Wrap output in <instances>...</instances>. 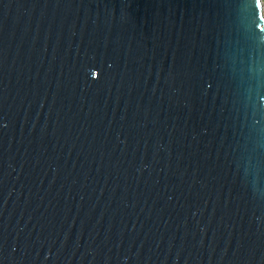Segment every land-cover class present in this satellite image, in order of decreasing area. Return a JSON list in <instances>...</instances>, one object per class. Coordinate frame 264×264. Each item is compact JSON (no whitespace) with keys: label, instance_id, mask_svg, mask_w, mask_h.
Here are the masks:
<instances>
[{"label":"water","instance_id":"water-1","mask_svg":"<svg viewBox=\"0 0 264 264\" xmlns=\"http://www.w3.org/2000/svg\"><path fill=\"white\" fill-rule=\"evenodd\" d=\"M261 0H0V264H264Z\"/></svg>","mask_w":264,"mask_h":264},{"label":"rangeland","instance_id":"rangeland-1","mask_svg":"<svg viewBox=\"0 0 264 264\" xmlns=\"http://www.w3.org/2000/svg\"><path fill=\"white\" fill-rule=\"evenodd\" d=\"M262 2V11H261V14H262V18L264 20V0H261Z\"/></svg>","mask_w":264,"mask_h":264}]
</instances>
